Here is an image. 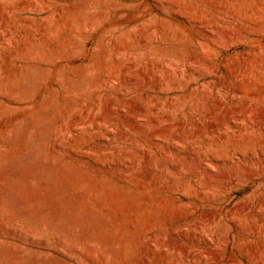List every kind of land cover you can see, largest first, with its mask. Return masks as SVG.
I'll list each match as a JSON object with an SVG mask.
<instances>
[{
  "label": "rangeland",
  "instance_id": "374dc122",
  "mask_svg": "<svg viewBox=\"0 0 264 264\" xmlns=\"http://www.w3.org/2000/svg\"><path fill=\"white\" fill-rule=\"evenodd\" d=\"M0 264H264V0H0Z\"/></svg>",
  "mask_w": 264,
  "mask_h": 264
}]
</instances>
